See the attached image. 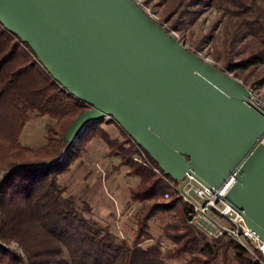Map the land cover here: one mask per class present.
Listing matches in <instances>:
<instances>
[{"label": "trees", "instance_id": "16d2710c", "mask_svg": "<svg viewBox=\"0 0 264 264\" xmlns=\"http://www.w3.org/2000/svg\"><path fill=\"white\" fill-rule=\"evenodd\" d=\"M156 5L160 20L177 31L203 10H216L217 19L196 48L209 39L211 56L221 67L249 89L264 86V0H158ZM87 108L50 76L27 43L0 24V264H172L177 259L264 264L232 240H211L199 232L166 179L178 182L139 162L133 140L117 123L121 139L111 138L102 126L108 121L101 119L88 122L74 143L63 142L72 120ZM41 116L50 119L45 143L22 144L25 124ZM93 136L104 140L108 156L119 159L117 169L127 167L128 175L138 178L129 196L142 206L129 237L94 219L89 204L66 196L59 182ZM159 215L168 220L155 237L150 222Z\"/></svg>", "mask_w": 264, "mask_h": 264}, {"label": "water", "instance_id": "95a60500", "mask_svg": "<svg viewBox=\"0 0 264 264\" xmlns=\"http://www.w3.org/2000/svg\"><path fill=\"white\" fill-rule=\"evenodd\" d=\"M0 24L88 106L63 142L107 119L176 182L188 174L214 191L232 176L219 198L264 241V112L240 80L134 0H0Z\"/></svg>", "mask_w": 264, "mask_h": 264}, {"label": "rangeland", "instance_id": "374dc122", "mask_svg": "<svg viewBox=\"0 0 264 264\" xmlns=\"http://www.w3.org/2000/svg\"><path fill=\"white\" fill-rule=\"evenodd\" d=\"M156 2L158 0H153L148 4L153 6ZM160 9L159 5L153 6V10L158 16ZM217 16L216 10L207 8L202 11L195 22L189 24L187 19V27L179 31L176 30L181 42L187 48L196 53L199 52L202 56L213 61L215 60L211 56V41L206 39L197 48L196 42L200 35L207 32L208 26L217 19ZM259 88L264 96V86ZM49 120L47 116L32 117L22 130L21 143L33 148L43 145L45 143V125ZM102 126L111 138H122L120 128L113 121H108ZM135 150L137 151L136 148ZM107 152L109 151L104 140L99 136H93L86 143V149L82 152L81 157L75 160L70 169L59 177V182L67 188L66 196L71 195L78 202L85 201L89 204L91 207L89 214L94 219L109 225L119 237H129L132 228L135 227L133 215L142 206L141 203L133 202L129 196V190L136 186L138 178L128 175L127 167L117 169L116 165L119 159L108 156ZM134 156L137 158L138 152ZM139 162L143 163V161ZM181 184H183L182 180L179 181V185ZM167 220L166 215H159L151 220L150 230L153 236L156 237L160 234ZM10 247L14 248L15 245L10 244ZM172 264L185 263L184 259H177L172 261Z\"/></svg>", "mask_w": 264, "mask_h": 264}, {"label": "built area", "instance_id": "2783aa9c", "mask_svg": "<svg viewBox=\"0 0 264 264\" xmlns=\"http://www.w3.org/2000/svg\"><path fill=\"white\" fill-rule=\"evenodd\" d=\"M135 3L154 21L158 22L167 33L178 40L181 39L178 32L162 22L150 6L144 0H134ZM185 45L184 43H182ZM207 62L216 66H221L217 62L202 56L197 53ZM250 94L248 99L258 106L264 112V96L261 88L256 87L249 89ZM134 142V141H133ZM137 149V160L143 161L147 166H150L158 175H164L161 169L151 162L148 154L134 142ZM169 178L168 176H165ZM170 186L176 191L178 196L189 208L188 217L190 223L202 234L211 240L224 239L232 240L242 246L245 251L253 258L264 262V241L255 235L245 223L243 217L237 213L230 205L223 202L219 196H224L233 182V177L230 176L224 183L211 191L209 188L198 182L193 176L186 174L183 184L179 185L169 179H166ZM165 197H168L165 194Z\"/></svg>", "mask_w": 264, "mask_h": 264}]
</instances>
